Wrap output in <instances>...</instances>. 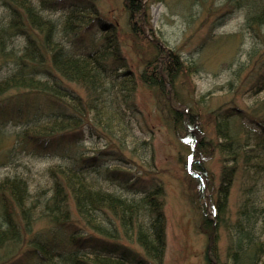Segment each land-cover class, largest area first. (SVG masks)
Returning a JSON list of instances; mask_svg holds the SVG:
<instances>
[{
	"label": "trees",
	"instance_id": "16d2710c",
	"mask_svg": "<svg viewBox=\"0 0 264 264\" xmlns=\"http://www.w3.org/2000/svg\"><path fill=\"white\" fill-rule=\"evenodd\" d=\"M125 1L130 31L145 38L143 25L149 26L147 20L142 22L148 17L145 0ZM233 4L244 10L247 28L264 30V0H226L224 5ZM60 8L66 12L59 21L42 13ZM95 28L105 35L103 49H87L82 57H77L61 42L62 37H78ZM18 39H23L24 44L17 43ZM117 40L115 25L100 18L95 0H0V114L7 117L22 112L25 102H30L24 98L29 96L43 99L51 112L33 113L36 115L25 122L18 135L29 139L44 155L58 158L48 170L51 187L40 190V199L30 200L27 182L19 174L7 175L0 181V264H8L21 247L30 264H162L166 246L165 192L163 185L148 180L141 168L132 172L124 154L131 151L134 157L136 153L125 134L130 135L127 123L120 117L121 104L128 111L136 110L131 98L135 81ZM153 43L155 54L140 79L166 100L172 127L187 135L196 153L204 154L208 143L193 133L195 127L201 132L196 126L198 118L181 107L175 94L185 62L175 52ZM256 54L254 50L249 55V62ZM109 60L120 66L108 68ZM111 77L116 78L112 87L122 78L117 89L123 98L107 96V79ZM72 87L80 88L83 94ZM251 89L253 95L264 91V68ZM10 92L17 94L5 97ZM254 107L252 112L225 108L213 117L218 137L216 149L223 163L230 164L221 167L214 204L202 197L203 227L210 235L205 264L219 261L212 243L218 222L215 225L208 212L214 213L217 220L223 219L240 165L252 180L264 173V97ZM85 125L90 137L106 139L102 151L89 152L85 141L75 134ZM3 137L0 130V141ZM72 140L77 143L70 149L65 142ZM146 144L139 146L143 149ZM192 165L197 177L204 176L202 163L194 161ZM203 190L200 188V194ZM71 203L85 231L78 228ZM38 221L48 228L38 231ZM245 222L237 223L236 238L229 246L233 264H261L264 242L254 240L252 226L249 229Z\"/></svg>",
	"mask_w": 264,
	"mask_h": 264
},
{
	"label": "rangeland",
	"instance_id": "374dc122",
	"mask_svg": "<svg viewBox=\"0 0 264 264\" xmlns=\"http://www.w3.org/2000/svg\"><path fill=\"white\" fill-rule=\"evenodd\" d=\"M95 1L100 18L115 25L121 54L135 81L131 98L136 110L132 112L125 105L120 106V117L130 131V135L125 134L134 144L131 148H135L136 152L133 157L131 151H125V157L130 160L132 172L137 173L139 169L136 170V167H139L147 173L148 180L157 181L164 188L166 246L162 264H205L210 235L203 227L200 206L204 204L202 197L208 203L212 200L214 204L220 185L221 167L225 164L216 149L218 137L213 117L225 108L235 107L238 111L246 109L252 112L254 106L262 101L264 91L253 95L251 88L264 68V30L247 28L244 10L235 8V3L226 7V0H145L143 6L148 17L143 18L142 22L147 20L149 26L142 23L146 28L145 38L137 37L128 25L125 0ZM65 12L62 8L42 11L45 17L55 21H59ZM104 36L95 28L78 37H62L61 42L69 53L82 57L87 49H103ZM153 41L175 52L185 62L184 73L177 79L175 94L181 107L198 118L196 126L202 133L196 127L193 133L208 143L204 154L196 153L193 143L187 142V135L172 127L166 100L140 79L155 54ZM16 42L24 44L23 39ZM254 50L257 51L256 57L249 62V55ZM118 66L120 64L115 60H109L108 68ZM114 79H107L110 86L107 96L123 98L118 96L120 92L117 89L122 78H118L112 87ZM72 89L83 94L80 88ZM15 94L10 92L5 97ZM7 99L11 101L14 98ZM24 99L30 102H25L22 112L7 117L0 114V130L4 133L0 141V181L7 175L19 174L27 182L30 200H37L40 199L41 189L51 187L48 170L56 165L58 158L44 155L29 139L18 135L29 118L51 112L41 98L29 96ZM75 134L85 141V149L89 152L102 151L106 144L103 136L90 137V129L86 125ZM142 142L147 143L143 149L139 146ZM76 143V140L65 142L70 149ZM193 149L195 153L192 154ZM189 159L197 164L202 163L206 172L204 176L197 177L193 165L188 168ZM229 164L226 162L225 165ZM245 171L240 165L230 189L223 219L220 217L217 220L216 215L208 210L215 225L218 222L213 232L216 240L212 241L219 257L218 264H233L229 246L236 238L238 222L246 221L249 229L252 226L253 237H256L254 240L264 242V173L252 180ZM249 187L252 189L248 192ZM200 188L204 189L201 194ZM36 205L40 207V202ZM207 208L210 209V206ZM70 210L78 228L85 231L72 203ZM223 220L225 226L222 225ZM35 226L38 231L48 228L47 224L40 221ZM128 246L138 249L135 245ZM30 263L25 249L21 247L8 264ZM261 264H264V255Z\"/></svg>",
	"mask_w": 264,
	"mask_h": 264
}]
</instances>
